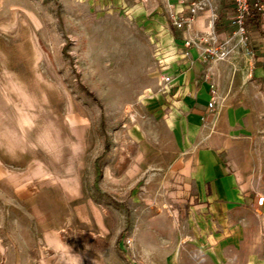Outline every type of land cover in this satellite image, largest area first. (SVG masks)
<instances>
[{
  "label": "rangeland",
  "instance_id": "374dc122",
  "mask_svg": "<svg viewBox=\"0 0 264 264\" xmlns=\"http://www.w3.org/2000/svg\"><path fill=\"white\" fill-rule=\"evenodd\" d=\"M172 1L0 0V264H151L176 239L148 100Z\"/></svg>",
  "mask_w": 264,
  "mask_h": 264
},
{
  "label": "crops",
  "instance_id": "0c3cea01",
  "mask_svg": "<svg viewBox=\"0 0 264 264\" xmlns=\"http://www.w3.org/2000/svg\"><path fill=\"white\" fill-rule=\"evenodd\" d=\"M234 11L232 0H211L191 29L166 34L162 46V76L172 81L162 90L157 78L148 100L171 141L166 171L178 234L151 264H264V56L248 55ZM214 13L229 61L203 62L195 50L186 57L183 38L208 32ZM247 26L256 30L258 21Z\"/></svg>",
  "mask_w": 264,
  "mask_h": 264
},
{
  "label": "built area",
  "instance_id": "2783aa9c",
  "mask_svg": "<svg viewBox=\"0 0 264 264\" xmlns=\"http://www.w3.org/2000/svg\"><path fill=\"white\" fill-rule=\"evenodd\" d=\"M211 0H180L183 5L181 11H177L174 4L170 5V18L173 27L177 31H186L192 28L195 19L202 13L207 3ZM234 5L233 23L238 26L237 33L242 37L247 46V53L253 59H257L259 55L264 56V0H232ZM219 17L213 14L208 21V32L197 33L183 38L185 56L191 55L195 50L200 60L203 62L221 63L228 62L230 58V50L228 48V40L222 39L215 32L216 23ZM258 21V28L251 30L247 26L250 20ZM172 79L169 76H162L161 89L165 90ZM214 101L209 104V109L214 108L217 90L212 89ZM131 121L135 122V117L131 116ZM264 198L258 199V205H263Z\"/></svg>",
  "mask_w": 264,
  "mask_h": 264
},
{
  "label": "bare ground",
  "instance_id": "6f19581e",
  "mask_svg": "<svg viewBox=\"0 0 264 264\" xmlns=\"http://www.w3.org/2000/svg\"><path fill=\"white\" fill-rule=\"evenodd\" d=\"M160 46H163V44L160 43ZM67 155V154H66Z\"/></svg>",
  "mask_w": 264,
  "mask_h": 264
}]
</instances>
